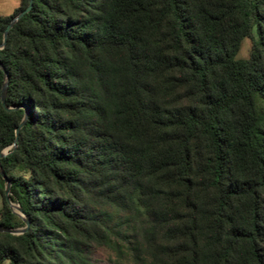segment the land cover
Segmentation results:
<instances>
[{"label":"trees","instance_id":"trees-1","mask_svg":"<svg viewBox=\"0 0 264 264\" xmlns=\"http://www.w3.org/2000/svg\"><path fill=\"white\" fill-rule=\"evenodd\" d=\"M0 64V264H264V0H32Z\"/></svg>","mask_w":264,"mask_h":264},{"label":"rangeland","instance_id":"rangeland-1","mask_svg":"<svg viewBox=\"0 0 264 264\" xmlns=\"http://www.w3.org/2000/svg\"><path fill=\"white\" fill-rule=\"evenodd\" d=\"M19 6L18 0H0V15H11L14 10ZM255 34V30H253ZM251 41L249 38H243L241 41L240 48L236 54V58H247L249 55ZM9 148H5L3 152H8ZM15 203L11 204V208L16 211ZM2 208V195L0 193V209ZM115 220L120 218L119 215H115ZM124 252L117 254L116 251L112 250L107 246H101L94 248L91 253V261L93 264H131L129 255L125 246H122ZM126 250V251H125Z\"/></svg>","mask_w":264,"mask_h":264},{"label":"water","instance_id":"water-1","mask_svg":"<svg viewBox=\"0 0 264 264\" xmlns=\"http://www.w3.org/2000/svg\"><path fill=\"white\" fill-rule=\"evenodd\" d=\"M31 4H32V0H28V4L27 6L22 10L20 11L16 16H14L9 22L8 24L6 25L4 31H3V40H2V43L0 45V48H2L5 44V41H6V37H7V33H8V30L13 26V24L25 13H27L30 8H31ZM0 69H2V71L5 73V70L3 68V66L0 64ZM6 88H7V77L5 76V81L2 85V88H1V92H0V102L2 104V106L6 109V110H10V109H13L14 107H7L5 105V95H6ZM25 118V116H24ZM24 118L22 119V121L20 122L19 126H17L15 128V136H17L18 134V131L20 129V127L22 126L23 124V121H24ZM8 152H3V150L0 152V157L6 155ZM0 175L1 177L4 179L5 181V187H4V194H5V197L11 207V202L9 201V195H10V181L8 180L6 174L3 172V170L0 168ZM16 212L18 215H20L23 219H24V223H25V226L22 227V228H16V229H11V228H5V227H1L0 226V231L2 232H8V233H11V234H20L22 233L23 231L26 230L28 224H29V221L27 219V217H25L24 213L22 212L21 208L19 207V205L17 204L16 205Z\"/></svg>","mask_w":264,"mask_h":264}]
</instances>
